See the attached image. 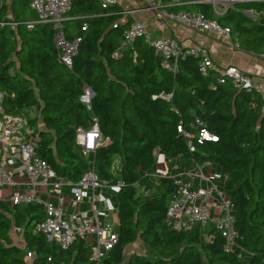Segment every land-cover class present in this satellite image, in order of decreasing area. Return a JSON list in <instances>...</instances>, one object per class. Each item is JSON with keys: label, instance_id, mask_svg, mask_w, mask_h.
<instances>
[{"label": "trees", "instance_id": "trees-1", "mask_svg": "<svg viewBox=\"0 0 264 264\" xmlns=\"http://www.w3.org/2000/svg\"><path fill=\"white\" fill-rule=\"evenodd\" d=\"M178 2L168 10L199 12L227 27L238 49L264 51V0H236L219 6L220 13L207 0ZM65 15V37H80L70 68L58 58L50 24L27 27L35 20L29 0H0V90L7 93L6 111L29 114L35 153L57 176L75 182L90 160L99 181L122 183L117 192L102 189L114 197L116 241L93 261L90 238H74L61 248L33 232L44 219L41 204L0 201V264H264L261 95L230 79L219 82L214 70L200 71L199 58L191 54L179 56L172 72L142 35L120 48L132 19L117 5L70 0ZM85 86L93 93L88 109L78 100ZM90 115L104 141L85 158L75 128L87 127ZM202 127L215 139L196 140L194 131ZM156 149L170 161L221 172L220 189L232 205L236 234L230 251L210 223L188 230L166 223L178 186L171 176H152ZM14 234L22 246L14 243ZM136 241L143 253L125 256Z\"/></svg>", "mask_w": 264, "mask_h": 264}, {"label": "built area", "instance_id": "built-area-1", "mask_svg": "<svg viewBox=\"0 0 264 264\" xmlns=\"http://www.w3.org/2000/svg\"><path fill=\"white\" fill-rule=\"evenodd\" d=\"M174 1L100 0V4L103 8L117 5L123 15L131 16L134 13L128 4L131 3L137 8L152 12L157 22H163L161 19L164 18L165 21L177 22L192 31L213 32L229 38L227 27L207 20L199 12L168 10L167 7L175 3ZM213 1L209 2L214 5ZM29 7L35 14V20L28 22L27 27H31L32 23L50 24L58 58L63 65L70 68L71 58L80 41L79 36L68 39L64 35L63 24L70 0H29ZM131 19L129 28L123 32L120 48L135 36L142 35L145 42L152 45L154 51L160 55L161 65L172 72L179 56L191 54L199 58L200 71L214 70L219 82L230 79L237 87L258 92L264 101L263 80L248 75L235 66L215 65L200 43L184 47L172 36H157L152 39L151 34L145 29V21L132 17ZM81 29L84 30L85 26ZM229 46L238 49L235 42H230ZM259 56L264 60V51L259 52ZM92 95L91 89L85 86L78 100L88 109ZM6 96L7 93L0 90V201L13 204L28 202L41 204L44 219L34 226L33 232L45 235L47 240L57 243L61 248L67 247L74 238H92L90 259L97 261L104 250L111 248L116 241L113 228L100 220V217H106L108 212L112 211L115 214L114 204L102 189L117 192L122 183L106 185L99 181L90 160L88 168L75 182L57 176L35 153L33 133L28 125L27 116L23 112L10 113L5 110ZM197 125L202 123L197 121ZM177 130H180L179 127ZM183 135L187 136V133ZM193 136L198 141L215 139L203 127L194 131ZM103 141L93 115H90L87 127L75 128V143L85 158H88ZM154 158L156 164L167 163L164 154L157 149ZM152 176L155 178L171 176L174 184L178 186L165 211V221L171 228L188 230L195 224L203 226L210 223L224 238V251L231 250L236 235L231 214L232 205L218 187L216 181L219 176L216 173H204L200 164L194 162L192 166L181 168L177 174H172L169 168L162 169L156 166ZM183 179H187L186 182ZM63 187L68 188L66 194L62 193ZM26 257H30V253L27 252Z\"/></svg>", "mask_w": 264, "mask_h": 264}, {"label": "crops", "instance_id": "crops-1", "mask_svg": "<svg viewBox=\"0 0 264 264\" xmlns=\"http://www.w3.org/2000/svg\"><path fill=\"white\" fill-rule=\"evenodd\" d=\"M176 3L178 4L179 2L177 1L173 4ZM215 10L217 13L221 12L220 8L219 9L215 8ZM129 17L145 21V29L147 31L149 29L148 32L150 34L155 33L154 34L156 35L155 37L166 36V35L172 36L176 38L184 47L200 43L206 49L208 55L210 56V59L215 65L219 67H225L229 65L235 66L238 69L244 71L246 74L259 78L264 81V60L260 58L259 52H249V51H243L241 49H232L229 46L230 42H233L231 37L227 38L222 35H217L213 32L192 31L186 28L185 26L170 20H168L165 23L159 22L161 24L160 27L156 25L153 26L149 23V21H147L148 20L147 18L141 16L139 11H136ZM187 164L188 163L178 159H172L171 161L167 159L168 167H166V164L164 163L161 165L158 164L157 167L165 169L161 167L162 165H165L166 168L170 169L172 174H177L181 170L180 167L184 166L183 168H186L188 167ZM174 167L176 168L174 169ZM207 172H211V173L214 172L217 174V172L214 169L210 171L207 170ZM186 180L187 179H183L184 182H186ZM66 193L67 191L65 192V194Z\"/></svg>", "mask_w": 264, "mask_h": 264}, {"label": "rangeland", "instance_id": "rangeland-1", "mask_svg": "<svg viewBox=\"0 0 264 264\" xmlns=\"http://www.w3.org/2000/svg\"><path fill=\"white\" fill-rule=\"evenodd\" d=\"M207 1H212V0H207ZM174 2H177V0H175ZM126 3V5L125 6H127V2H125ZM231 2L230 1H228V0H214L213 1V4L215 5V8L216 9H219L220 7H225V6H227V5H229ZM128 4H130L129 6L131 7V9L133 10V12L135 13L136 11H139L140 12V14H141V16L142 17H144V18H147L148 20L147 21H149V23L151 24V25H153V26H158V27H160V23L159 22H157L156 20H154V16H153V13L152 12H149V11H145L144 9H141V8H137L134 4H131V3H128ZM220 6V7H219ZM245 14L246 15H248V16H254L252 13H250V14H247L246 12H245ZM164 23L165 22H167V21H165L164 20V18L163 19H161ZM151 28V27H150ZM148 29V28H147ZM160 29V28H159ZM148 31H149V29H148ZM155 33H152L151 34V38L153 39V38H155V36L156 35H154ZM28 116H29V114L27 113V118H28ZM193 163L194 162H192V164L191 165H189V166H192L193 165ZM200 166H201V168H202V170H203V172L204 173H206L207 171L205 170V165L204 164H201L200 163ZM161 167H163V168H165V165H162ZM216 171V170H215ZM217 172V174H218V176H219V179L216 181V183H217V185H218V187L219 188H221V183H222V179H223V176H222V174H221V172L219 171V170H217L216 171ZM66 191H67V189H66ZM53 200V199H52ZM110 201L112 202V204H114V197L113 196H110ZM97 203V202H96ZM113 215H114V213L111 211V212H108L107 213V215H106V217H100V220L102 221V223H105V225H109V226H111L113 229L115 228V226H116V222H115V219L113 218ZM103 218V219H102ZM92 238H90V240H91ZM13 241H14V243H16L17 245H19V246H22V240H21V238H20V236L19 235H16V234H14L13 235ZM130 251H135V252H137V253H143V248H142V246H141V244L139 243V241H136V242H134V243H132V244H130V245H128L127 247H126V249H125V256L130 252Z\"/></svg>", "mask_w": 264, "mask_h": 264}, {"label": "water", "instance_id": "water-1", "mask_svg": "<svg viewBox=\"0 0 264 264\" xmlns=\"http://www.w3.org/2000/svg\"><path fill=\"white\" fill-rule=\"evenodd\" d=\"M247 14H250V11H246Z\"/></svg>", "mask_w": 264, "mask_h": 264}]
</instances>
